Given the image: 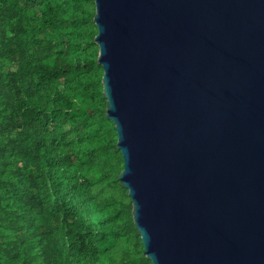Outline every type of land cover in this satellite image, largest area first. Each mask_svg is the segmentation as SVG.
Returning a JSON list of instances; mask_svg holds the SVG:
<instances>
[{"label":"water","instance_id":"95a60500","mask_svg":"<svg viewBox=\"0 0 264 264\" xmlns=\"http://www.w3.org/2000/svg\"><path fill=\"white\" fill-rule=\"evenodd\" d=\"M94 2L144 254L264 264V0Z\"/></svg>","mask_w":264,"mask_h":264},{"label":"trees","instance_id":"16d2710c","mask_svg":"<svg viewBox=\"0 0 264 264\" xmlns=\"http://www.w3.org/2000/svg\"><path fill=\"white\" fill-rule=\"evenodd\" d=\"M94 14V0H0V264H152Z\"/></svg>","mask_w":264,"mask_h":264}]
</instances>
